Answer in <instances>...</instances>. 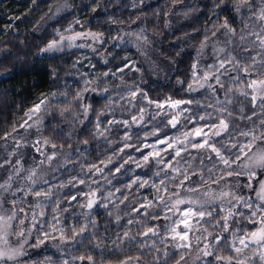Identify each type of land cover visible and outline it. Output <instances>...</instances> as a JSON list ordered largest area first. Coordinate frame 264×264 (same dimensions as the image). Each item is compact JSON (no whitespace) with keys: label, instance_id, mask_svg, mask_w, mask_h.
<instances>
[{"label":"trees","instance_id":"1","mask_svg":"<svg viewBox=\"0 0 264 264\" xmlns=\"http://www.w3.org/2000/svg\"><path fill=\"white\" fill-rule=\"evenodd\" d=\"M263 9L264 0H0V142L19 130L29 110L44 99L42 138L74 150L67 165L33 192L50 193L40 237L48 233L76 238L77 245L69 254L40 252L27 258L29 264H81L80 257L89 264L128 260L177 264L187 249L168 243L169 227L161 226L167 202H147L155 190L146 184L164 178L165 192L171 194L179 189L185 173L200 172L199 185L204 186L241 169L237 162L217 169L220 160L210 149L186 151L182 158L172 160L173 165L181 161L180 167L175 165L179 173L153 158L145 161L137 147L152 137L144 135L151 126L159 127L168 117L150 113L147 126L124 122L131 123L140 108L151 104L149 100H191L187 121L200 112L209 116L200 123L230 120V130L216 140L223 141L219 144L224 153L234 160L238 152L230 144L243 142L241 131L256 129L259 133L264 120V108L260 102L253 107L246 87L250 80L264 78ZM87 31L104 37L100 48L90 53L92 64L79 62L80 49L42 54L52 41ZM201 48L207 63L203 66L212 72L210 80L219 77V84L192 92L194 72L202 68ZM221 62L224 68L217 67ZM242 67L251 74L240 71ZM243 91L249 94L241 95ZM249 116L251 120L246 119ZM113 117L120 120L111 121ZM165 132L173 130L167 127ZM229 134L235 139L226 144ZM171 156L169 150L166 160ZM94 191L97 202L88 208ZM206 209L213 215L197 225L201 233L207 229L228 238L219 245L213 242L214 255L264 264L252 247L240 255L229 247L233 233L254 230L245 219L248 209L238 207L244 216L230 218L227 232L223 229L227 212L218 204ZM81 228L85 231L76 235ZM149 228L158 229L157 234L144 236ZM208 261L218 264L212 257L198 264Z\"/></svg>","mask_w":264,"mask_h":264},{"label":"rangeland","instance_id":"2","mask_svg":"<svg viewBox=\"0 0 264 264\" xmlns=\"http://www.w3.org/2000/svg\"><path fill=\"white\" fill-rule=\"evenodd\" d=\"M264 12V9L261 11V13ZM263 27H262V36L261 38H264V20ZM83 34L79 36L76 39H69L70 37H75L77 34ZM70 35L64 36L63 40L57 41V49L49 52H42V54H54L58 52H62L69 49H80L79 53V62L82 63L83 66H88L92 64V59L90 58V53L93 51H96L100 48L101 44L103 43V35L99 32H78ZM93 35L96 38H93ZM79 45H83L80 47ZM205 49L201 48L198 50L199 55V64L202 66L198 70H195V79H196V85L193 86L192 92L199 91L201 89L206 88L207 86L212 87L213 85L219 84L217 82V79L215 78V81L210 80L212 76V72L207 71L206 66L204 68L203 65H206V59H205ZM220 64V63H217ZM199 66V67H200ZM217 67H220L218 65ZM1 76V74H0ZM204 77V79H201ZM207 77V79H205ZM209 79V80H208ZM264 79V78H262ZM136 90H133V93H136ZM216 92L219 91V89L215 90ZM250 96L253 94L252 90L250 89ZM41 101H43V104H41ZM35 104L28 112L26 122L23 123L22 127L19 130H16L10 135H7L1 142H0V164H3L4 167L0 168V183H3L9 175L12 176L11 180V189H9L8 192H4L2 189H0V197H2L5 201L4 207L2 210H0V214H4L5 212L10 213L12 210V200H16V209L23 208V213H18V219H24V224L20 227L23 228L26 231V237H27V243L24 244L23 252L24 255L20 256L18 258V261H9L7 264H29L27 262V258H30L40 252L44 251H56L61 253H71V251L75 248L77 245V239L76 238H68L64 236H48L45 238V236L40 237L39 230L41 229L43 225V217L46 213V207L47 203L49 201V197L45 198L43 196L36 197L34 195L33 191H29V189H34L37 185L43 184L44 181H49L55 177V175L60 172L68 163V159L73 155L74 150H71L70 148H62V147H53V145L49 144L45 139L42 138L41 135V129L44 122V116L42 112V108L44 106V99ZM150 101V100H149ZM148 101V102H149ZM173 101V100H170ZM170 101H164V102H152L151 104H148V106H143L139 109V112L137 115H135L132 118L131 123H128V125H133L135 127L137 126H147L149 124V115L150 113L155 116H167V121L164 124L158 125L159 127H152L149 129L148 132H146L144 135H152V137L146 138L142 141V144L137 147L139 149L138 152L141 151V158L144 159L145 155H149L150 153L152 155L149 156V158H153L159 162H163L166 166L171 167L173 169L180 167V163L178 161H175L172 164V160H177L179 157L182 158V154L186 152L184 149L186 148L187 151L194 150L191 148L192 143H197L201 141V137H193L188 136L185 137L184 133L186 132H193V130L197 127L204 128L205 132H209L210 128L214 124H218V122H207V123H200L198 121L204 120L209 118L207 115V112H200L197 115H192L190 120L187 121V115L191 113L190 106L192 103H184L181 104L178 108H171L169 107ZM175 101V100H174ZM182 101H188V100H182ZM259 102V100H257ZM157 104H163L164 107L158 108ZM37 105H40V109L37 112H31L33 108H35ZM186 109V111H185ZM220 112H223V109H219ZM29 116L31 118H29ZM200 117H204V119H200ZM112 118L111 121H119L120 119ZM175 118L178 123L176 124V127H173L171 124H169V121ZM225 119L229 123V130L231 128V122L230 120L226 118ZM126 123V124H127ZM189 123H193V125H188ZM169 128L173 130V132H169L166 134V128ZM214 130V129H212ZM228 130V131H229ZM248 131V130H246ZM130 132H128L129 134ZM226 134V133H224ZM222 134V135H224ZM163 135V136H159ZM130 137V136H129ZM154 137V138H153ZM216 138L218 137H211V142H217ZM242 143H246L248 139L242 136ZM161 140H166L168 143H160ZM226 144H230L231 140H225ZM233 142V141H232ZM223 141L217 142L216 147L219 148L222 152V154L225 156L226 159L230 160V157L228 154L224 153V147H222L221 144ZM168 144H172L173 147L169 148ZM254 147L250 152H248L247 156H241V159L237 161L238 166L240 167V175H232V176H223V178L218 179V182H212L208 183L207 185H199L197 181H200V172H197L196 175L190 174V179L184 181V186L179 187L175 192L171 194H166V186L164 183H161V181L164 182V178H159V180H156L153 182H148L146 186L152 187L153 190H155V194L152 196H147L146 200L149 203H152L154 201H164L167 202V219L164 218L161 226L168 225L169 231L167 233L168 237V243H172L174 246L179 243L178 240L174 241L171 239V236L173 233L171 232V228L177 227V231L183 232L185 229L183 228L182 224H179V221L183 219L182 213L187 210L188 208H193L196 211H207V206H212L214 204H218L221 208L225 209V212H227V209L232 208L234 211L240 208H245L243 205H238L237 202L232 198L231 195L229 196H221L220 194L222 192H229L234 193L236 196H243L246 200L248 198H251L249 200L250 203L253 204V207L255 208V205L260 203L259 198L256 196V192L259 191V185L256 180L251 181L252 188L245 187V185L248 183V176L247 173L249 171L255 170L257 172V176L260 179H264V176L260 175V169H254L252 168V160L255 159L256 154L259 152L260 149L264 148V143H261L260 141L254 142ZM181 149V155L179 157L175 156V150ZM173 152V156L170 157L169 160H166L168 151ZM226 152V151H225ZM159 155H156V154ZM53 157L52 159H48V157ZM136 154H133L132 157H135ZM165 157V159H164ZM252 158V159H250ZM5 161H10V163H5ZM184 161V160H183ZM218 164V163H217ZM220 165H218L217 169H224L227 168L222 162H219ZM245 164H248L249 167L245 168L243 167ZM177 165V166H175ZM191 165V164H190ZM186 166V165H185ZM189 166V165H188ZM217 166V165H216ZM17 170H19V174H17ZM35 170L36 175L32 178L33 180H36L37 183L33 185L32 180H29L27 177L31 174V172ZM199 173V174H198ZM144 183L145 180H142ZM189 187H197L199 190L196 192H189L186 189ZM17 189H21L18 191ZM15 193V195H12V193ZM93 192H90V199L94 200L95 203L97 202L96 198V192L95 196L92 195ZM176 193H179V195H176ZM205 193H209L210 195H205ZM163 198V199H161ZM177 199H193L197 200L199 204H203L204 207L201 208L199 204H179L175 208L173 207V204ZM88 200V202H89ZM205 201H211V203H205ZM231 201V203H229ZM40 203V207H36V204ZM94 203V204H95ZM88 204V203H87ZM93 204V206H94ZM247 209V208H245ZM42 213V214H41ZM33 214L35 215V220L32 219ZM260 213L257 214L256 217H254L256 220H259ZM190 222L195 225V228L193 231L189 232V236L192 242V247L184 248L187 249V252L183 255L184 259L179 260V264H198L200 262L205 261L208 257H204L203 253L200 251L204 247L205 243H211L213 245V237H218L221 235H214L211 233V235H208L210 232L201 233L202 230L198 228L197 224V217H191L189 218ZM13 223V230H19L16 225L18 221H12ZM33 224L36 226L33 227ZM259 225H257L258 227ZM30 230V231H29ZM45 231H42L41 233H44ZM158 232V229H157ZM192 232L194 233L193 236ZM151 235V233L149 234ZM245 233H241L238 235H235L236 239H232V243H235L236 247H241L239 245L238 238L241 236H244ZM201 237L200 243H197L196 237ZM207 236V240L204 239V237ZM23 239V238H21ZM9 240L11 243L16 244L17 238L14 236H10ZM40 240H43V243H39ZM39 244V247H36L35 245ZM3 243L0 242V247H3ZM249 247H252L255 249V252L253 251L254 255L258 257V253L261 251V248L259 245H253L250 244ZM245 250V249H244ZM259 258V257H258ZM241 260L246 261V264H250L249 260L247 258H243ZM77 261H80L81 264H89L88 261H85L83 259H77ZM264 263V262H262ZM125 264V262L121 263ZM126 264H144L140 261H134V260H128L126 261ZM233 264H235V260H233Z\"/></svg>","mask_w":264,"mask_h":264},{"label":"snow or ice","instance_id":"3","mask_svg":"<svg viewBox=\"0 0 264 264\" xmlns=\"http://www.w3.org/2000/svg\"><path fill=\"white\" fill-rule=\"evenodd\" d=\"M245 3H248L249 0H244ZM261 20H264V12L261 13L260 16ZM78 23V21H77ZM225 27H227V24L224 25ZM83 34H77L75 37H70L69 39H76L79 36H81ZM93 38H96L93 35ZM64 37H61V40H63ZM241 39H243V37H241ZM260 43L262 45H264V38L260 39ZM80 47H82L83 45H79ZM53 50H58L57 49V41H52L51 43L48 44V46L43 49L42 51L44 52H49V51H53ZM228 63H232V61H228ZM239 65V62H237V66ZM225 64L224 62L220 63V68H224ZM240 71H242L243 73H245L246 75H250L251 73L249 72V69L247 67H242L239 69ZM227 71V69H226ZM105 75H107V73H105ZM205 79H207V77H205ZM217 82H219V77H216ZM237 80H239V77L236 78ZM189 87L191 88V85H189ZM223 87V86H222ZM246 87L248 89L252 90V95H251V102L253 107L255 108L257 100H259L260 102V106L262 108H264V79H252L250 80ZM249 93L247 91H243L241 92V95H245L247 96ZM133 95H135V93H133ZM149 103H152L151 101H149ZM184 103H192L191 100L189 101H181V100H176V101H170L169 103V107L171 108H178L181 104ZM229 103H231V101H229ZM41 104H43V101H41ZM158 108H162L164 107L163 104H157L156 105ZM40 109V105H37L35 108H33L31 110V112H37ZM186 111V109H185ZM224 111H226V109H224ZM85 112H87V109H85ZM228 115L231 116L232 113L228 112ZM253 115H255V113H253ZM29 118H31L29 116ZM135 120V118H133ZM200 119H204V117H200ZM246 119L251 120L252 117H246ZM25 123H27L25 121ZM125 124L127 123L126 121L124 122ZM178 123V121L173 118L172 120L169 121V124H171L173 127H176V124ZM260 130L259 133H257L256 129H249L248 131H241L239 133L240 136L246 137V138H250L248 139V141L246 143H241V144H237V143H231L230 147L231 148H235L237 149L238 154H235V159L234 160H229L226 159L225 156L222 154L221 150L219 148L216 147V143L217 142H211L210 143V139L211 137H220L222 136V134L227 133L229 130V123L225 120V119H220L218 124H214L211 126L210 131L209 132H205L204 128L202 127H197L193 130V132H186L184 133L185 137L187 138L188 136H193L195 137H201V141L197 142V143H192L191 144V148L193 149H198V150H211L212 153H214L216 155V157L220 160V162H222L226 167H231V165L233 163H236L238 160L241 159V156H247L248 152H250L252 150V148L255 146L254 142L255 141H260L261 143H264V120L260 121ZM214 129V130H212ZM229 139L230 140H234L235 137H232L231 134H229ZM160 143H168L166 140H161ZM53 147H55V145H53ZM125 147H128V145H125ZM168 147L171 148L173 147L172 144H168ZM223 147V145H222ZM139 151V149H137ZM185 151H187V149H184ZM120 151H123V149H121ZM152 155L151 153L149 155H145L144 156V160L148 161L149 160V156ZM156 155H159L158 153ZM181 155V149H176L175 150V156L179 157ZM53 157H48V159H52ZM209 159H211V157H208ZM252 159V158H250ZM5 163H10V161H5ZM123 165H121L122 167ZM4 165L0 164V168H3ZM169 167H171V165H169ZM243 167L248 168L249 165L245 164ZM252 168L254 169H260V175L264 176V148L260 149L259 152L256 154L255 159L252 160ZM120 169L117 168L116 171L118 172ZM97 171H102V169H97ZM173 171L179 173L180 169L175 168L173 169ZM17 174H19V170H17ZM240 175L241 173H233V172H228L227 175L228 176H232V175ZM36 175L35 170H33L31 172V174L27 177L29 180H32L33 185H35L37 183L36 180H33L32 178ZM192 175H196V173H192ZM248 176V183L245 185V187L248 188H252V183L251 181L256 180L258 185H259V191L256 192V196L259 198L260 203L255 205V208L253 207V204L249 202V200L251 198H248V200L245 199V197L243 196H236L234 193H229V192H222L220 195L221 196H229L231 195L232 198L237 202L238 205H243V207L247 208L249 210V213L247 216H245V219L253 225L254 230H251L249 232H246L244 236H241L238 238L239 241V245H241V247H236L235 243H231L229 244L230 249H232L237 255H240L244 249H247L249 247L250 244L253 245H259L261 248V251L258 253V257L259 260L264 262V179H260L257 176V172L255 170L249 171L247 173ZM175 178V177H174ZM191 177L185 173L184 174V180H181L179 182V186L183 187L184 186V181L185 180H189ZM223 178V177H221ZM11 180H12V176L9 175L7 177V179L3 182L0 183V189H2L4 192H8L9 189H11L12 185H11ZM202 182V178L201 181H197V183ZM218 182V181H216ZM44 183H47V181H44ZM80 183H84L83 180L80 181ZM161 183H163V181H161ZM18 191H20L21 189H17ZM189 192H196L199 189L197 187H189L186 189ZM29 191H33L32 189H29ZM12 195H15V193L13 192ZM34 195L36 197H45L48 198L50 196L49 192H42V191H34ZM93 196H95V193H92ZM176 195H179V193H176ZM205 195H210L209 193H205ZM72 200L76 199V196H72L71 197ZM163 199V198H161ZM4 199L2 197H0V210L3 209L4 207ZM95 203L94 200L90 199L87 207L88 208H92L93 204ZM199 204V202L197 200H193V199H188V200H184V199H177L175 201V203L173 204V207L175 208L177 205L179 204ZM205 203H211V201H205ZM229 203H231V201H229ZM12 204V210L10 213L5 212L4 214H0V242L3 243V247H0V264H7V262L9 261H18V258L22 255H24L23 252V248H24V244L27 243V237H26V231L21 228L20 226L24 224V219H18V213H23L24 209L20 208V209H16V204L17 201L16 200H12L11 201ZM40 203L36 204V207H40ZM199 206L201 208L204 207L203 204H199ZM142 207H145L142 205ZM138 211V210H137ZM221 211H225V209H221ZM260 213V218L259 220L253 219L254 217L257 216V213ZM42 214V213H41ZM213 213L212 211H196L193 208H188L187 210H185L182 213L183 219L179 221V224L183 225V228L185 229L183 232L177 231V227L179 225H177V227H173L171 228V232L173 233V235L171 236V239L176 241L178 240L179 243H177L175 245L176 248L181 249V248H191L192 247V242L189 236V232L193 231V229L195 228V225H193L190 222L191 217H197V224L199 223V221L204 220L205 217H212ZM236 215H241L244 216V213L242 211H234L232 208L227 209V215H225L223 217L224 223H223V229L225 232H227L229 230V224L227 223V221L236 216ZM154 219L157 217H153ZM167 219V217H165ZM33 220H35V215L33 214L32 217ZM12 221H18L16 227L19 230H13L14 226ZM209 223L211 221H208ZM217 225L220 224V221L218 220ZM256 225H259L258 227ZM36 225L33 224V227H35ZM55 230V229H54ZM30 231V230H29ZM85 231V228H81L79 233H76V235H80ZM205 232H207V229H204ZM239 231V230H236ZM152 234L153 236L157 234V229L156 228H149L147 232L143 233L144 236H148L149 234ZM48 233H45L44 236L45 238L48 237ZM208 235H211V233H209ZM10 236H14L17 238V242L16 244L11 243V241L9 240ZM23 238V239H21ZM124 238H129L128 237V233H124ZM233 238L234 240L236 239L235 234L233 233ZM205 240H207V236L204 237ZM227 237L226 236H218V237H213V241L215 242V244L219 245L221 243V241H227ZM201 237L197 236L196 237V241L197 243H200ZM43 240H40L39 243H43ZM36 247H39V244L35 245ZM213 245L211 243H205L204 247L202 249H200V251L203 253L204 257H212L213 260H215L216 262H218V264H233V260L234 257L233 256H220V255H214L213 252ZM253 251L255 252V249H253ZM165 255H167V253H165ZM79 259H83V257H80ZM89 259H91L89 257ZM184 257L181 256V260H183ZM64 264H68V261H64ZM126 264V262H125ZM177 264H179V261H177ZM207 264H212V261H208ZM235 264H246V261L244 260H235Z\"/></svg>","mask_w":264,"mask_h":264}]
</instances>
